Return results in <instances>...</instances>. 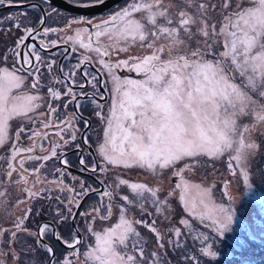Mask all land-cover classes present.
<instances>
[{"label":"snow or ice","instance_id":"6c2138e0","mask_svg":"<svg viewBox=\"0 0 264 264\" xmlns=\"http://www.w3.org/2000/svg\"><path fill=\"white\" fill-rule=\"evenodd\" d=\"M104 2L96 0L97 4ZM44 4L52 14L58 13L55 0H38L32 7H41L43 14L37 17L40 25L46 22L48 15ZM5 5L13 6L14 0H0V7ZM233 5L234 0H219L218 3L214 0H168L167 3L165 0H124L122 6L99 22L73 18L67 24V31L72 30V25L82 23L90 27L77 28L74 35L68 36L74 45L72 54L84 49L94 53V57L78 58L75 64L67 66V71L63 65L57 67L55 53L45 59L35 44L24 43L26 39L36 40L40 31L47 36L57 29H22L26 35L16 39L11 54L14 63L20 64L32 79L31 89L14 95L13 89L27 87L26 77L18 74L21 69L0 67V147L10 145L5 159L7 168H0V175L20 186L21 192L26 194L27 199H17V206L50 190L41 179L49 162L55 160L63 166L55 168L58 175L68 167L61 149L76 140L79 130L75 124L83 123L82 140L84 144L89 142L90 122L80 115L79 97L84 96L101 108L96 97L105 99L99 91L100 87L108 85L107 79H100L104 73L111 78L114 89L110 113L96 112L107 122L105 141L98 146L101 159L100 163H90L81 154V170L94 174L108 172L109 177V165L145 169L153 176L171 170L180 182L165 194L162 186L151 187L120 176L110 183L99 179V188L82 185L66 203L57 197L64 207L58 206L53 220L37 225L35 230L26 226L32 214V207L28 206L22 215L12 218L11 228H0V236L8 238L6 249L0 250V264H23L25 255L31 257L40 251L45 253L48 264H166L159 251L150 254L145 251V242L137 226L146 228L154 236L157 248L163 249L165 255L169 249L181 252L178 264H210L205 258L215 259L217 251L209 243V235L200 231V227L211 229L218 237L232 230L236 215L233 205L237 198L230 186H239L242 180L243 185L251 189L250 164L264 145V0H249L247 7L243 3ZM13 19L7 17L8 21ZM15 28L21 30V24L16 23ZM193 40L195 47L191 44ZM57 44L56 40L41 39L39 48L47 52ZM134 46L142 49L143 54H129ZM122 54L126 58H122ZM67 56L65 50L64 58ZM4 58L7 60L8 55ZM93 63L98 67L90 72L89 66ZM45 68L53 77L47 88V114L38 111L43 97L37 91L41 87V71ZM121 69L135 72L140 78H122L117 75ZM77 76L83 82H79ZM61 80L63 90L53 86ZM89 86L95 90L92 96L83 91ZM76 87L81 90L79 94ZM56 101H61L65 109L68 104H75L76 112L71 118L60 120ZM32 114L42 117L39 123ZM13 118L29 122L22 123L14 137L8 132L9 121ZM41 126L44 131L37 130ZM50 128L56 129L51 135L47 131ZM23 137H27L29 146L22 145ZM43 141H47V146ZM76 148L79 150L80 145ZM225 153L234 181H223V194L217 201L213 192L215 185L193 186L185 178V172L200 163L201 157L219 158ZM29 162H34L31 169L27 166ZM3 183L0 180V185ZM56 183L62 182L57 180ZM37 184L41 187L37 188ZM122 186L132 195L125 194ZM192 187L198 192V200L187 196ZM177 189L187 215L177 223L158 228L159 217L170 219L169 198L177 195ZM93 194L98 197L97 203L90 211L79 212L81 217L88 219L85 229L90 233L88 243L82 244L79 231L65 238L58 231L59 226L70 218L75 221L82 199ZM6 195V191H0V197ZM137 208L143 213L139 219L130 215ZM115 209H118V217H114ZM145 217L152 219L149 221ZM113 218L116 223H110L101 231L93 227L96 221L111 222ZM161 228L166 231L162 232ZM49 237L68 251L58 256L57 249L48 242ZM28 239H33L34 244H28Z\"/></svg>","mask_w":264,"mask_h":264},{"label":"rangeland","instance_id":"374dc122","mask_svg":"<svg viewBox=\"0 0 264 264\" xmlns=\"http://www.w3.org/2000/svg\"><path fill=\"white\" fill-rule=\"evenodd\" d=\"M90 1L91 3L96 2V0ZM167 2L168 0H165V3ZM214 2L218 3L219 0H214ZM235 3H243L244 6L247 7L249 0H234L233 7L235 6ZM109 13L90 19L94 22H99L101 19L107 18ZM216 15L222 21L223 17L220 15L219 11L216 12ZM85 20L89 19L87 18ZM55 26L57 33L63 29V27L59 26V24ZM77 28L81 30L87 29L82 25H72V32L69 31V36L74 35ZM59 33L60 34L58 35V38H56V41L58 43L68 44V38L65 37L67 35L61 34V32ZM85 42H87L86 34ZM191 44L193 47H195L196 41L193 40ZM75 47L78 48V45ZM79 50L84 51L83 49ZM129 54H143V50L134 46L132 49H130ZM122 58H126L124 54H122ZM245 122L247 123L248 121ZM12 124L13 122H9V133ZM262 139H264V137H262ZM257 142L259 143V141ZM3 148L4 147H0V168H5L3 161L1 160V151ZM30 163L34 162H29L28 164ZM179 166L183 167V163H180ZM57 167L58 166L55 162L54 165H49L47 170L41 174V179L45 181L44 186L50 190L43 192L37 199L29 200L27 204H21L19 206H17V199H27L26 194L21 192L20 186L16 185L15 183H9L7 178L5 179L4 176L0 175V180L2 179L4 181V183L0 185V191H6L7 193L6 196L0 197V228H11L12 218L22 215L23 211L28 206L32 207L31 217L26 221V226L28 229L35 230L37 225L53 220L56 208L58 206L61 208L64 207V204L60 203V200H63L64 203H66L69 198L81 190L82 185L84 186L81 180L76 179L75 176H68L64 173L59 175L56 174L55 168ZM250 168V183L252 184L251 189L244 186L242 180L239 186H230L233 189V195L237 198V203L233 205L236 215L233 218V224L231 226L232 230L228 233H225L223 237H218L216 234L211 232V229H203L202 226L200 227V231H204L209 235V243H212L214 245L213 250L217 251V256L215 259L205 258L210 260V264H264V205H260L261 203L258 204L259 202L257 201L256 196L258 193L264 195V145H261L260 150H258V154L251 161ZM144 171L148 172L145 169H123L122 167H113L109 168L111 177H109V173L106 172L102 173L101 178L108 180L109 183L117 176L128 180L133 179L135 181L139 179L147 180L149 179L148 177L150 175L148 176V174ZM34 178L35 177L33 175L32 179ZM185 178L193 186L200 185L201 187H210L215 185L213 192L215 194L216 200L219 201L223 194V181L226 179H232L234 181V178L231 177L228 171V154L225 153L219 158H210L207 156L201 157L200 163L195 165L191 171L186 170ZM15 179L16 176L14 174L13 180ZM165 179V185L162 187V191H165V194L166 191H170L171 188L175 187L176 183L180 182L179 177L173 175L171 170H166ZM57 180L61 181L62 183L57 184ZM147 182L149 183V186L154 187L152 186L151 181L147 180ZM89 186L94 187L90 184ZM29 187H31V180ZM36 187L40 188L41 185L37 184ZM122 189L125 194H129L130 196L132 195L126 186H122ZM179 193L180 190L177 189V195L175 197L169 198L170 219L165 220L163 217H159V223L157 225L158 228H160L161 225L177 223L181 217L187 215L184 212V204L179 200ZM187 196L196 200L199 198L195 187L189 189ZM57 197H59L60 200H58ZM97 201V196L90 198L83 205L80 212L90 211L93 204L97 203ZM148 207L154 212V209L150 204ZM77 215L78 216H76L75 226L80 232L82 244L86 245L90 237V233H87L85 230L88 219L81 217L79 213ZM130 215L136 219H139L141 216H143V213L139 210V208H137L136 211L134 213H130ZM114 217H118V209L114 210ZM145 218L149 221L152 219V217ZM110 223H116V219L113 218L111 222L96 221L93 223V227L97 231H101L104 227H109ZM70 225L71 218L67 223L60 225L58 228V231L62 233L65 238H70L74 233ZM137 228L141 232L145 242V251L147 253L150 254L153 251H159L166 264H178V260L182 255L181 252H174L169 249L168 253L165 255L163 249L157 248L154 236L146 228H143L142 226H137ZM161 231L164 232L166 229L161 228ZM23 238L24 237L21 236L22 240ZM48 242L53 243V246L57 249L58 256H60L61 253H66L68 251V249L62 248L57 242L51 240V237H49ZM27 243L30 245L34 244V240L28 239ZM7 244V236H0V250L6 249ZM165 244L167 246V237H165ZM189 245H192V241L190 239ZM198 245L199 241L196 242V246ZM19 247L20 245H17V248ZM81 251H83V248H81ZM80 259L82 260L83 257L81 256ZM47 263L48 261L45 258V253L43 251H40L39 253H33L31 257L25 255L23 258V264ZM184 264H186V262H184Z\"/></svg>","mask_w":264,"mask_h":264},{"label":"flooded vegetation","instance_id":"af4514ba","mask_svg":"<svg viewBox=\"0 0 264 264\" xmlns=\"http://www.w3.org/2000/svg\"><path fill=\"white\" fill-rule=\"evenodd\" d=\"M67 3L73 5V6H78V7H90V6H84V5H96V2H92L90 0H64ZM124 2V0H122L121 2L117 3L116 5L110 7L109 9H107L106 11L96 14V15H90V16H84V15H78V14H74V13H69L66 11H63L61 9H58V13L56 14H52L50 8H48L47 4H44V11L45 13H48L47 18H46V22L43 25H40L37 22V17H39L40 15H42L43 13H41V7H35L33 8L32 5L33 4H37L38 0H14V5L13 6H7L5 5L4 7H0V67H7L9 69L12 68H17V69H21V71L18 73L20 75H23L26 77L25 79V85L27 86L24 89H13L12 92L13 94H18L21 93L22 91H28L31 89V84H32V79L28 77L27 71L22 69L21 65L18 63H14V57L11 54V50L13 47V44L15 43L16 39L26 35V33H24L22 31V29L24 27H36L37 29H41L43 27H48V28H54L56 29L57 24H59V26L63 27L64 31H59L61 32V34H65L67 36H65L66 38H68L69 36V31H67V24L68 22L73 19H80L83 18L85 19H90L93 17H97V16H101L103 14H107L109 12H111L112 10L116 9L118 6L122 5ZM11 16L14 19L12 21H8L7 17ZM16 23H20L21 24V30H16L15 28V24ZM82 25L84 28H89L90 26L87 24H79ZM78 25V26H79ZM75 27V26H74ZM9 29H11L9 31ZM57 33V31L55 32H49L47 34V36L44 35V33L42 31H40L37 35V39L36 40H32V39H26L24 41L25 44L27 45H33L35 44L37 46V50L41 52V55L47 59L48 57H50L52 55V53L56 54V59L58 61V66H65V71H67V66H70L72 64H75L78 58H82L85 54V56L91 55L94 57V53H88L86 50L82 51L79 50L77 51L75 54H72L71 49L74 47V45L70 44L71 42L67 39V41H69V43H58L56 47L50 48L47 52L41 50L39 48V41L41 39L47 41L50 40H56V38H58V35L60 33ZM72 32V30L70 31ZM55 48V49H54ZM65 50H67L68 52V56L67 58H64V52ZM7 54L8 58L7 60H5L4 55ZM98 67V65H96L95 63H93L92 65L89 66V70L91 71H95L96 68ZM54 75L55 70H54ZM62 76V74H60ZM117 75L121 76L122 78H137L139 79L140 77L135 73V72H129L127 69H121L117 72ZM101 80L107 79L108 80V85L107 88L104 87H100L99 91L101 93H103L105 99L100 100L99 96L96 97L97 101L99 102V104L102 106L101 108H98L96 104L92 103L90 100L86 99L84 96H80L79 97V103L81 105V109H80V115L83 116L84 119L89 120L90 122V128L87 131V135H88V139L89 142L87 144L83 143L82 140V134L84 132V125L83 123H77L74 126L79 130L76 134V140L71 143L68 146H65L64 148L61 149V152L63 153V155L66 157V159L68 160V167L66 169L63 170V173L68 175V176H75L76 179H80L81 182L84 184L85 187L89 186V184L91 186H94L95 188H99V179H102V173H92L90 170H85L82 171L81 170V166L79 164V157L81 154H83L86 159L88 160V162H97L100 163V157L98 155V146L101 143H104L105 141V137H104V130L107 127V122L101 120L97 115L96 112L97 111H102L105 115H108L110 113V109H111V105L113 103L112 100V93H113V89H114V85L111 81L110 77H107L106 73H104L103 75L100 76ZM53 77L52 75H49V73L47 72V69H42L41 71V87L37 90L39 95L41 97H43V100L41 102V108L38 111H44L45 114H47V101H48V94H47V88L48 86L52 83ZM77 80L79 82H83L80 78V76H77ZM62 84L63 81L61 80V83H56L53 84L54 87L63 90L62 88ZM75 91L79 94L80 93V89L79 87L75 88ZM84 92H86L88 94V96H92L94 93V89L92 87H87L83 90ZM56 105H59V111H58V118L60 120H64L66 118H71L74 114V112H76V106L75 104H68V107L65 109L63 106V103L61 101H56L55 102ZM34 115V118L37 119V123H39V120L42 119V117H39L36 114H32ZM53 119H57V117H53ZM9 122H13L12 127L10 128V135L14 137L15 135V131L16 129L23 123V124H27L29 123L27 120H22L21 118H13L11 121ZM37 130L39 131H44L43 127H39ZM49 132V134L51 135L52 132L56 131L55 128H50L47 130ZM71 131V127H69V133ZM55 138V137H53ZM29 141L27 139V137H23L22 138V145L27 147L29 146ZM39 143V142H38ZM43 143L45 144V146H47V141H43ZM79 144L80 145V149L77 150L76 145ZM10 147V145L8 146ZM8 147H4L3 150L1 151V160L3 161L4 167L7 168V164L5 163V159L8 156ZM55 160L49 162V165H54L55 164ZM58 167H63L62 165H59L56 162ZM33 163L28 164L27 166L29 167V169H31ZM109 168H113L111 165H109ZM115 168V167H114ZM146 172V171H144ZM148 174V178L147 180L151 181L152 186L154 187H164L165 185V176H166V170H164L162 173H160L159 176H153V174L151 172H146ZM2 178V177H1ZM6 179V177H5ZM4 179V180H5ZM2 180V179H1ZM147 180H133L130 179V181L133 182H143V183H147L149 185V183L147 182ZM94 196H96L95 194L93 195H89L88 197L85 198V200L83 201L80 210H82L83 205L90 199L93 198ZM80 210L78 211V213L80 212ZM46 222H51V221H46ZM53 239V238H52ZM54 240V239H53Z\"/></svg>","mask_w":264,"mask_h":264},{"label":"water","instance_id":"95a60500","mask_svg":"<svg viewBox=\"0 0 264 264\" xmlns=\"http://www.w3.org/2000/svg\"><path fill=\"white\" fill-rule=\"evenodd\" d=\"M121 1L122 0H105V2L103 4H96L95 6H90V7H78V6H73L64 0H55V7L58 9H61L63 11L69 12V13H74V14L84 15V16H90V15H96V14L102 13V12L106 11L107 9H109L110 7L116 5L117 3L121 2ZM49 2H51V0H49ZM84 200H85V198L82 199V203ZM82 203H81V205H82ZM81 205H80V207H81ZM79 210H80V208H79ZM78 211H77V214H78ZM77 214H76V216H77ZM71 227H72L73 232L78 231L76 229V226H75V221L71 220ZM57 243L62 248L66 249L62 244H60L59 242H57Z\"/></svg>","mask_w":264,"mask_h":264},{"label":"trees","instance_id":"16d2710c","mask_svg":"<svg viewBox=\"0 0 264 264\" xmlns=\"http://www.w3.org/2000/svg\"><path fill=\"white\" fill-rule=\"evenodd\" d=\"M256 196H257V201L259 202L258 204H260V205H264V195L263 194H261V193H258V194H256ZM78 216V215H77ZM35 219V218H34ZM76 220V219H75ZM71 226V225H70ZM54 239V238H53ZM52 239V237H51V240H53ZM53 241H55V240H53ZM56 242V241H55ZM53 244V243H52Z\"/></svg>","mask_w":264,"mask_h":264}]
</instances>
